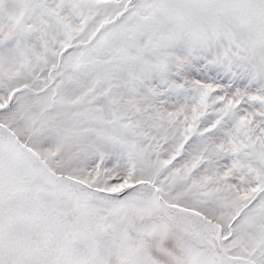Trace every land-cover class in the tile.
I'll return each mask as SVG.
<instances>
[{"label":"snow or ice","instance_id":"1","mask_svg":"<svg viewBox=\"0 0 264 264\" xmlns=\"http://www.w3.org/2000/svg\"><path fill=\"white\" fill-rule=\"evenodd\" d=\"M0 264H264V0H0Z\"/></svg>","mask_w":264,"mask_h":264}]
</instances>
